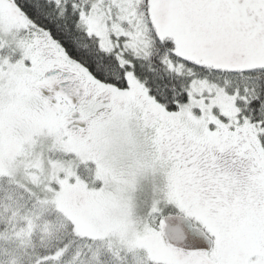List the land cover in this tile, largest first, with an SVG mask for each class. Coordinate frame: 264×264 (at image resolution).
<instances>
[{
  "label": "snow or ice",
  "instance_id": "snow-or-ice-1",
  "mask_svg": "<svg viewBox=\"0 0 264 264\" xmlns=\"http://www.w3.org/2000/svg\"><path fill=\"white\" fill-rule=\"evenodd\" d=\"M0 264H264V0H0Z\"/></svg>",
  "mask_w": 264,
  "mask_h": 264
}]
</instances>
